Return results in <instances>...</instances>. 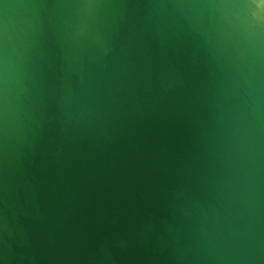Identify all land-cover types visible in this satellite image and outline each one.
<instances>
[{
	"label": "water",
	"instance_id": "1",
	"mask_svg": "<svg viewBox=\"0 0 264 264\" xmlns=\"http://www.w3.org/2000/svg\"><path fill=\"white\" fill-rule=\"evenodd\" d=\"M0 264H264V0H0Z\"/></svg>",
	"mask_w": 264,
	"mask_h": 264
}]
</instances>
